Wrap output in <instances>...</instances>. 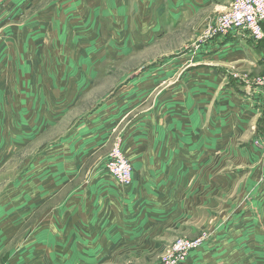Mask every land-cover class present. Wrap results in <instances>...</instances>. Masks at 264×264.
I'll return each instance as SVG.
<instances>
[{"label":"rangeland","instance_id":"obj_1","mask_svg":"<svg viewBox=\"0 0 264 264\" xmlns=\"http://www.w3.org/2000/svg\"><path fill=\"white\" fill-rule=\"evenodd\" d=\"M130 1L148 6L139 9L148 19L127 25L124 45L117 39V0L0 3V211L12 207L0 229L8 240L0 264L29 245L48 215L60 211L67 221L63 209L74 195L77 218L86 208L91 220L108 219L93 228L77 221L75 264L82 263L77 253L93 255V264H159L169 254L178 264H264V107L245 111L233 88L264 74V39L247 42L244 53L236 45L235 54L217 62L218 81L203 79L195 54L219 36L227 0H196L176 25L159 14L164 0ZM154 27L162 36L132 45V34L151 38ZM113 48L131 54L107 58ZM170 62L173 70L163 71ZM205 79L213 87L205 88ZM124 91L123 101L110 103ZM106 105L113 119L106 132L89 144L90 138L74 140V128ZM116 146L134 167L138 208L110 214L104 187L118 181L103 162ZM65 160L74 164L64 171ZM29 190L32 196L21 197ZM26 199L46 205L27 221L31 213L14 212ZM126 213L136 214L133 234L121 239L120 230L109 239ZM87 238L91 243H83ZM180 240L194 247L173 251Z\"/></svg>","mask_w":264,"mask_h":264},{"label":"crops","instance_id":"obj_2","mask_svg":"<svg viewBox=\"0 0 264 264\" xmlns=\"http://www.w3.org/2000/svg\"><path fill=\"white\" fill-rule=\"evenodd\" d=\"M3 1V0H2ZM1 1V2H2ZM133 1V0H132ZM165 4L162 6V11L160 9L159 14L161 15V18L163 19V22L176 25L179 22L182 21L183 18H186L188 13V8L194 6L197 3L196 0H164ZM0 2V3H1ZM227 3H229V0H227ZM143 10L148 9L145 6L140 7ZM138 7L131 5L130 0H117L116 3V17L115 23L117 26V39L124 44L123 40H127L125 38V34L128 33L129 24L135 25L136 23L142 24L144 21H146V18H141L139 15V9ZM131 9V11H130ZM155 10L152 12V17L155 15ZM159 15V16H160ZM186 15V16H185ZM158 17V16H157ZM136 19V20H135ZM156 19V18H155ZM122 25V26H121ZM124 26H127L128 28L125 29ZM137 34V33H136ZM153 36L151 38H147L146 33L142 34V32L139 33V35L134 36L132 34L131 38H133L132 45H136V47H139L140 45L147 44L152 38H156L162 36V31L158 28H153L150 32ZM125 38V39H124ZM136 39V42H135ZM149 39V40H148ZM248 40V41H247ZM249 38H244L241 36H238L237 34H228L225 36H217L213 40L210 41L208 46L203 45L199 47L198 51L195 54L196 58V67L201 66V68L197 67L196 71L197 74H200L203 79L206 75L211 76L213 80L215 79L218 81V76H215L218 72L219 65L217 62L220 58H225L226 56L233 55L237 51L236 45H239L240 49H238L239 52L244 53L245 49L244 46L249 44H253L254 41H250ZM262 42V41H261ZM261 42L256 43L257 45ZM127 48V47H124ZM129 51V50H128ZM127 50L113 48L112 50L108 51L106 54H104L107 58H116L119 59L120 57L124 56L125 53L127 55H130L131 53ZM133 52L134 50H130ZM134 53V52H133ZM132 53V54H133ZM98 54V53H97ZM189 56V55H188ZM183 57H187V55H184ZM208 59V60H203ZM174 64L173 66H175ZM172 66V62L169 64L166 63L165 66H163V71H170L173 70V68H170ZM205 88L209 89L212 86V81L209 82L207 79H205L204 83ZM127 88V87H126ZM125 88V89H126ZM232 88V87H231ZM233 88L236 91V94L241 97V100L244 102L243 109L245 111H261L264 107V94L262 91L253 85L247 86L246 84L236 85ZM232 88V89H233ZM233 89V90H234ZM127 96V91H124L120 93L118 96H116L113 100L110 101V103H113V105H117V101H123L122 97ZM235 107L238 108L236 105ZM112 112L111 109L108 108L106 105L105 107L99 109L97 112H95L93 115H91L88 119L84 120L80 125L76 126L74 128V131L72 132V137L76 141L83 140L87 141V138H90L88 142L85 144H89L93 140H95L94 137L98 138L99 134L105 133V124L110 121H113L111 115H107L108 113ZM54 118H56V115H53ZM84 144V145H85ZM90 146H88L86 149H88ZM83 149V148H82ZM264 153V149H263ZM52 159L49 161L54 163L56 162V157L52 156ZM108 157L103 162V167L105 168V164ZM65 163V164H64ZM63 163V166L59 167L62 168L65 171V167H71L70 160H65ZM74 164V163H73ZM38 167V166H37ZM72 168V167H71ZM134 168V167H133ZM40 169V167L38 168ZM70 172V171H69ZM112 176V175H111ZM135 172H133V181L129 185H121L120 183L116 182L115 180H106V185L104 187L103 196L106 199V202L108 203L105 206L106 212L109 211L110 214L116 212L119 210L122 212L124 209L126 212L130 210V208L135 211L138 207L134 205V200L136 198V188H135V182L134 180ZM113 177V176H112ZM21 197L29 198L33 195V192L29 190V193H24L21 191ZM38 193V192H37ZM81 195H85L84 192ZM44 196L42 195V199ZM53 198V195L50 197ZM100 198V197H99ZM98 197H96L97 200H100ZM45 202L47 203L50 199L48 196H45ZM22 202V201H21ZM35 204V207L33 205ZM41 201H36L35 203L31 199H26V204H22L17 206L14 210L17 214L21 215L22 217H25L28 215V213H31L30 215L26 216V221L32 216V214L35 212L37 215L40 214L41 207L40 206ZM62 209V208H61ZM91 210V209H90ZM145 209H142L141 211L136 212L141 219L143 211ZM68 213L71 215V217L66 221V216H62L60 211L55 212L52 215H48L45 220L41 221L38 225H36V233L37 235L32 237L30 241L27 243L26 248L18 250L15 254L7 256L4 260V264H75V253L74 248L71 249L70 246L76 244L77 240V221L81 223L83 228H93L95 224H105L108 222V219H105V222L100 221H94L91 220V217L89 216V209L81 208L80 214L81 217L77 218L76 212V197L74 195L73 201H69L67 206L63 209V213ZM105 212V213H106ZM12 214V207L7 206L6 208H3L2 211H0V229L2 228L1 225H3L4 228H6L9 225V218ZM121 215V222H117V230H115L112 235L109 237V239H112L114 241L115 234L118 231L119 234H121L120 230H122V234L120 236L121 239H127V233L128 236L130 234H133L134 229L136 228L135 224V217L134 215ZM109 217V215L107 216ZM137 225V224H136ZM55 230L57 234H60L59 236L55 237L52 235L51 230ZM64 230H68V233L66 236H64ZM4 234L0 233V253L2 252L3 248L5 246H8V240L4 239ZM64 236V237H63ZM61 239V240H60ZM85 244L91 243V239L87 238V240H84ZM79 244V243H77ZM67 245V247H66ZM2 246V248H1ZM76 252V248H75ZM77 253V252H76ZM80 261H82L81 264H93L92 261L96 259L91 254H84L83 258L81 259V253H77ZM192 258V257H191ZM72 260L71 262H69Z\"/></svg>","mask_w":264,"mask_h":264},{"label":"built area","instance_id":"obj_3","mask_svg":"<svg viewBox=\"0 0 264 264\" xmlns=\"http://www.w3.org/2000/svg\"><path fill=\"white\" fill-rule=\"evenodd\" d=\"M215 32L219 36L237 34L256 43L261 42L264 39V0H229L227 10L217 21ZM252 85L264 94V74L258 76ZM106 169L121 185H129L133 181V166L118 146L112 149ZM193 247V242L180 240L173 251L186 254ZM178 261L176 255L169 254L159 264H178Z\"/></svg>","mask_w":264,"mask_h":264}]
</instances>
